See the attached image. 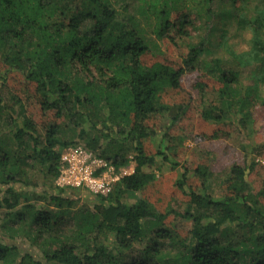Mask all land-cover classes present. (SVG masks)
Here are the masks:
<instances>
[{
	"label": "trees",
	"instance_id": "trees-1",
	"mask_svg": "<svg viewBox=\"0 0 264 264\" xmlns=\"http://www.w3.org/2000/svg\"><path fill=\"white\" fill-rule=\"evenodd\" d=\"M224 1L0 0V264H264V0ZM218 17L244 48L192 37ZM234 137L225 170L184 159ZM79 144L118 175L104 193L57 185Z\"/></svg>",
	"mask_w": 264,
	"mask_h": 264
},
{
	"label": "rangeland",
	"instance_id": "rangeland-1",
	"mask_svg": "<svg viewBox=\"0 0 264 264\" xmlns=\"http://www.w3.org/2000/svg\"><path fill=\"white\" fill-rule=\"evenodd\" d=\"M216 4L219 5V9L218 12L221 13L225 11V9L228 7V3L226 1H220V0H213V3L211 4L212 7L216 6ZM224 15V13H223ZM214 20V19H213ZM202 23V24H201ZM210 23V22H209ZM214 25H215V30L211 33H208V28L206 26V24L204 23V19H202L198 24H197V29L194 31V33L192 34L193 38H196L198 35H203V37L205 38V40L208 41V43L210 44L211 47V54L213 55H222L220 48L214 43L215 41H217L220 37V35L222 36L221 32L222 30L225 33V37H227L228 39V44L232 45L235 49H241L244 48L247 44V34L246 32H242V30H238L236 28V24L234 22V19L232 18H222V17H218L214 20ZM222 29V30H221ZM175 55V53H174ZM32 114V113H31ZM196 114L193 118V120H195L196 118ZM34 119L36 117L31 116ZM186 123H188L189 125H191L192 128L195 127L196 122H192L191 120H188ZM255 128V135L252 138V143H253V154L256 155V152L258 151H263L264 153V148L262 147V143L264 145V131L262 129H260V126L255 124L254 125ZM194 133H196V131H193ZM187 133V132H186ZM232 140H218V141H208V142H204L202 144H200L199 146L195 145L190 139L185 141V150H184V159L187 161H195L198 160L200 158V156L198 155V153L203 152L205 150H209L211 149V152L214 154L215 159L219 161V167L216 168V172H220L221 170H225L228 166V163L232 162V161H238L241 162L243 159V152L241 151V149H239V142L240 139H237L236 137L231 138ZM80 145V144H79ZM82 146V145H80ZM259 146H261L259 148ZM202 157V156H201ZM258 157L257 160H259L261 163L264 164V157H259L256 156V158ZM131 168H127L126 171H130ZM156 169V168H155ZM170 172L168 171L167 168H163L160 166V171L155 170V176L156 179L158 180L159 183H166L170 181V177H169ZM109 175H111L109 173ZM113 175L114 172H113ZM263 175L260 176L259 180L255 181V183H257L258 181H260V179H262ZM164 191V195L167 196V188L166 187H162L161 188ZM160 189V190H161ZM81 202V200H80ZM79 202V203H80ZM3 216V212L0 211V221H1V217Z\"/></svg>",
	"mask_w": 264,
	"mask_h": 264
},
{
	"label": "built area",
	"instance_id": "built-area-1",
	"mask_svg": "<svg viewBox=\"0 0 264 264\" xmlns=\"http://www.w3.org/2000/svg\"><path fill=\"white\" fill-rule=\"evenodd\" d=\"M59 162L56 183L61 187L83 188L95 194L104 193L109 185L119 178L117 174L113 175V168L104 160L95 157L80 145L65 149ZM130 171L123 169L121 174Z\"/></svg>",
	"mask_w": 264,
	"mask_h": 264
}]
</instances>
